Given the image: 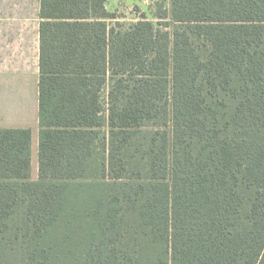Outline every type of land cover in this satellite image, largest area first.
I'll return each instance as SVG.
<instances>
[{
    "label": "trees",
    "instance_id": "16d2710c",
    "mask_svg": "<svg viewBox=\"0 0 264 264\" xmlns=\"http://www.w3.org/2000/svg\"><path fill=\"white\" fill-rule=\"evenodd\" d=\"M41 0L32 130L0 128V264H264V0Z\"/></svg>",
    "mask_w": 264,
    "mask_h": 264
},
{
    "label": "crops",
    "instance_id": "0c3cea01",
    "mask_svg": "<svg viewBox=\"0 0 264 264\" xmlns=\"http://www.w3.org/2000/svg\"><path fill=\"white\" fill-rule=\"evenodd\" d=\"M40 10L41 0H0V128H30L32 139L39 136Z\"/></svg>",
    "mask_w": 264,
    "mask_h": 264
},
{
    "label": "rangeland",
    "instance_id": "374dc122",
    "mask_svg": "<svg viewBox=\"0 0 264 264\" xmlns=\"http://www.w3.org/2000/svg\"><path fill=\"white\" fill-rule=\"evenodd\" d=\"M156 2L157 0H108L107 6L110 11L116 12L122 21L131 22L144 14L151 17ZM166 4L170 7V0ZM33 158L38 163V138L32 139V165Z\"/></svg>",
    "mask_w": 264,
    "mask_h": 264
}]
</instances>
